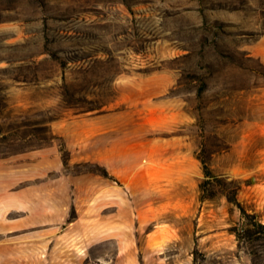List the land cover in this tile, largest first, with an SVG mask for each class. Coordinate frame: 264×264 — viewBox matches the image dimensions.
I'll return each instance as SVG.
<instances>
[{"label":"rangeland","instance_id":"obj_1","mask_svg":"<svg viewBox=\"0 0 264 264\" xmlns=\"http://www.w3.org/2000/svg\"><path fill=\"white\" fill-rule=\"evenodd\" d=\"M120 143L188 167L180 237L86 223L53 264H264V0H0V159L53 148L85 188Z\"/></svg>","mask_w":264,"mask_h":264},{"label":"crops","instance_id":"obj_2","mask_svg":"<svg viewBox=\"0 0 264 264\" xmlns=\"http://www.w3.org/2000/svg\"><path fill=\"white\" fill-rule=\"evenodd\" d=\"M118 146L101 155L114 179L94 177L85 188L64 174L53 148L0 159V264L63 262L71 238L75 241L86 223L97 239L115 240L120 247L135 244V223L146 230L145 245L179 238L181 199L173 190L183 172L190 175L188 167L152 154L139 164L132 143ZM71 207L79 213L73 222ZM85 213L92 217L82 222Z\"/></svg>","mask_w":264,"mask_h":264},{"label":"trees","instance_id":"obj_3","mask_svg":"<svg viewBox=\"0 0 264 264\" xmlns=\"http://www.w3.org/2000/svg\"><path fill=\"white\" fill-rule=\"evenodd\" d=\"M209 174H211V173L209 172Z\"/></svg>","mask_w":264,"mask_h":264}]
</instances>
